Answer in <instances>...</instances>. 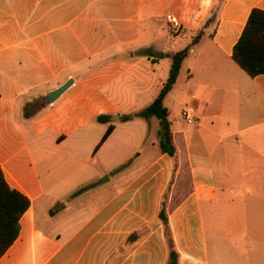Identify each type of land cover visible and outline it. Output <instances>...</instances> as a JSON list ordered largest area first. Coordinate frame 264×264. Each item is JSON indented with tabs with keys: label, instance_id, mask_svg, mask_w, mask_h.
Listing matches in <instances>:
<instances>
[{
	"label": "crops",
	"instance_id": "1",
	"mask_svg": "<svg viewBox=\"0 0 264 264\" xmlns=\"http://www.w3.org/2000/svg\"><path fill=\"white\" fill-rule=\"evenodd\" d=\"M255 8L264 0H0V167L30 201L0 264H167L162 209L179 264H264V74L232 59ZM189 46L163 101L175 156L158 136L145 158L143 125L121 119Z\"/></svg>",
	"mask_w": 264,
	"mask_h": 264
},
{
	"label": "trees",
	"instance_id": "2",
	"mask_svg": "<svg viewBox=\"0 0 264 264\" xmlns=\"http://www.w3.org/2000/svg\"><path fill=\"white\" fill-rule=\"evenodd\" d=\"M196 41L197 39L193 41V44ZM189 50L190 46L170 55L171 67L165 84L154 101L140 112V116L147 121L152 118L159 121V146L163 153L171 157L175 156L176 149L173 144L168 111L163 101L175 85L182 62L188 56ZM232 59L252 78L264 74V10L255 8L251 11L246 26L233 48ZM105 119L106 117H99L98 121L103 122ZM112 130V127L107 130L103 141ZM29 206V199L9 186L0 167V259L17 239L20 230L19 220ZM159 219L164 225L168 247L167 264H179V253L176 250L164 209L160 211Z\"/></svg>",
	"mask_w": 264,
	"mask_h": 264
},
{
	"label": "rangeland",
	"instance_id": "3",
	"mask_svg": "<svg viewBox=\"0 0 264 264\" xmlns=\"http://www.w3.org/2000/svg\"><path fill=\"white\" fill-rule=\"evenodd\" d=\"M158 52L159 53H157V54H161V50H158ZM166 60H167L166 61L167 63H170V61L168 59H166ZM130 116H131V114L123 115L121 121H124V122L132 121L134 123H141L143 125L142 127H144V141H143V144L141 145L138 152L143 151L144 157L146 158L147 150L149 147H151V143L152 142L157 143L158 120L156 118H153V119L147 121L140 116V112L134 114L135 117L133 120L129 119ZM135 158H136V155L133 157V159H135ZM116 173H118V172H112V175L116 176L117 175Z\"/></svg>",
	"mask_w": 264,
	"mask_h": 264
},
{
	"label": "built area",
	"instance_id": "4",
	"mask_svg": "<svg viewBox=\"0 0 264 264\" xmlns=\"http://www.w3.org/2000/svg\"><path fill=\"white\" fill-rule=\"evenodd\" d=\"M169 22L171 24V27H172V30L177 33L179 28H180V23L178 20H176L175 18H170L169 19ZM182 118L185 120V122L188 124V125H191L195 122V116H194V112L193 110L188 107V106H185L183 109H182Z\"/></svg>",
	"mask_w": 264,
	"mask_h": 264
},
{
	"label": "water",
	"instance_id": "5",
	"mask_svg": "<svg viewBox=\"0 0 264 264\" xmlns=\"http://www.w3.org/2000/svg\"><path fill=\"white\" fill-rule=\"evenodd\" d=\"M72 83H73V81L70 80V81L66 82L65 84H63L62 86H60L59 88L50 92L46 96V103L47 104L54 103L59 97H61L71 87Z\"/></svg>",
	"mask_w": 264,
	"mask_h": 264
}]
</instances>
